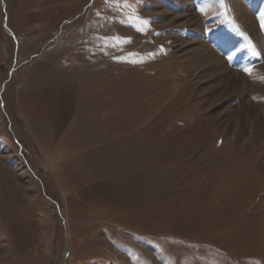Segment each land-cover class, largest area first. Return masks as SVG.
<instances>
[{"label":"rangeland","instance_id":"obj_1","mask_svg":"<svg viewBox=\"0 0 264 264\" xmlns=\"http://www.w3.org/2000/svg\"><path fill=\"white\" fill-rule=\"evenodd\" d=\"M223 5L0 0V264H264V0Z\"/></svg>","mask_w":264,"mask_h":264},{"label":"snow or ice","instance_id":"obj_2","mask_svg":"<svg viewBox=\"0 0 264 264\" xmlns=\"http://www.w3.org/2000/svg\"><path fill=\"white\" fill-rule=\"evenodd\" d=\"M107 2V0H106ZM220 6L223 7V0H220ZM201 11L203 12V9H201ZM258 19L260 20V25L261 28L264 29V10H261L260 12V16L258 17ZM129 22L131 23V26L135 28L136 31L143 33L145 31V28L148 24V21L146 20H141L136 16H130L128 18ZM115 40H117L120 43H127L130 42V38H127L125 40H120L119 38H113ZM133 63H135L136 61H132ZM245 72H248V69H244Z\"/></svg>","mask_w":264,"mask_h":264},{"label":"bare ground","instance_id":"obj_3","mask_svg":"<svg viewBox=\"0 0 264 264\" xmlns=\"http://www.w3.org/2000/svg\"><path fill=\"white\" fill-rule=\"evenodd\" d=\"M240 14V13H239ZM236 15H238V14H236ZM239 22V21H238ZM246 23V22H245ZM247 24V23H246ZM249 31V30H248ZM253 32V31H252ZM200 49V48H199ZM201 50V49H200ZM263 53V52H262ZM12 68V67H11Z\"/></svg>","mask_w":264,"mask_h":264}]
</instances>
